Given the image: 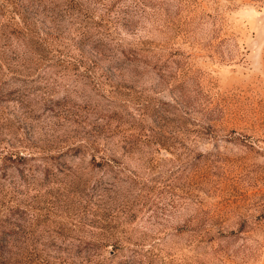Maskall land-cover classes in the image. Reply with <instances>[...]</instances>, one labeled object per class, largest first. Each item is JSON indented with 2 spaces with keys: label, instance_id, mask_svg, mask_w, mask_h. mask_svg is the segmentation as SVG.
Masks as SVG:
<instances>
[{
  "label": "rangeland",
  "instance_id": "rangeland-1",
  "mask_svg": "<svg viewBox=\"0 0 264 264\" xmlns=\"http://www.w3.org/2000/svg\"><path fill=\"white\" fill-rule=\"evenodd\" d=\"M0 264H264V0H0Z\"/></svg>",
  "mask_w": 264,
  "mask_h": 264
}]
</instances>
